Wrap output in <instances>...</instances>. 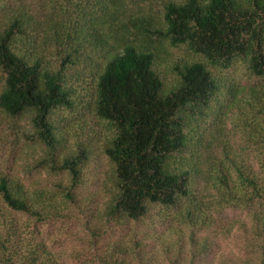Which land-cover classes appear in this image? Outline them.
I'll return each mask as SVG.
<instances>
[{
	"label": "trees",
	"instance_id": "1",
	"mask_svg": "<svg viewBox=\"0 0 264 264\" xmlns=\"http://www.w3.org/2000/svg\"><path fill=\"white\" fill-rule=\"evenodd\" d=\"M60 1L62 17H49L44 25L19 10L0 34V108L13 118L29 116L48 150L44 161L67 171L75 187L89 152L79 146L62 161L56 158L66 142L57 119L75 112L77 86L87 76L91 103L111 130L105 154L114 166V191L106 220L128 226L156 213L169 222L164 210H174L173 217L197 228L210 224L211 209H250L261 252L244 264H264V82L243 86L223 76L243 62L251 77L264 80V0ZM165 43L196 56L174 65L173 84L159 61ZM239 103L254 116L248 137L257 169L230 153L220 158L205 150L201 126L213 107L225 105L231 113ZM200 189L208 202L199 198ZM65 199L76 203L71 189ZM48 203L47 192L0 177V264H60L17 218L46 223L67 217ZM191 241L196 250L193 236ZM133 246L94 253L91 263L158 264L136 240ZM175 246L177 252L160 256L185 264L181 240ZM195 250L189 264L208 254Z\"/></svg>",
	"mask_w": 264,
	"mask_h": 264
},
{
	"label": "rangeland",
	"instance_id": "2",
	"mask_svg": "<svg viewBox=\"0 0 264 264\" xmlns=\"http://www.w3.org/2000/svg\"><path fill=\"white\" fill-rule=\"evenodd\" d=\"M62 5L60 0H0V34L19 10L30 13L36 21L45 25L49 17H62ZM153 8L158 15L161 14L160 4H155ZM193 59L196 56L187 47L174 48L165 43L160 50L159 61L167 83H174L175 64ZM75 71L81 72L82 67L78 66ZM223 76L243 86L264 82L251 77L243 62L224 72ZM86 77H81L85 81L77 86L75 112H65L57 119L58 133L64 135L66 142L56 158L62 161L79 146L86 147L89 152V160L82 169V182L75 187H72L67 171L52 169L44 161L48 150L37 138L29 116L13 118L0 108V177L19 180L30 192H47L48 204L61 208L67 216L46 223H37L27 216L17 217L32 239L43 241L60 264H90L92 254L123 252L126 248L129 251L134 247V240L144 246L142 252L155 254L159 258L158 264H170L160 256V252H177L175 243L181 240L184 263L189 264L191 252L195 250L192 236L196 250L208 252L196 264H244L250 258L259 259L261 250L257 246L261 242L254 234L250 209L236 208L222 212L211 209L209 213H213V219L210 224L197 228L173 217L174 210H164L170 214L169 222H164L156 213L128 226L117 220H106L107 206L114 191V166L105 154L111 130L109 124L95 112L91 103L94 90ZM4 78L0 68V93ZM224 102L229 103V99L224 97ZM230 109L232 112L228 113L225 105H215L202 123L205 150L220 158L226 152L230 153L257 169L258 156L248 137L251 133L249 121L254 116L242 103ZM68 189L76 198L75 204L65 199ZM201 191L199 198L208 202V193Z\"/></svg>",
	"mask_w": 264,
	"mask_h": 264
}]
</instances>
